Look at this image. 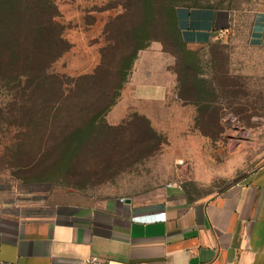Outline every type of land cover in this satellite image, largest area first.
<instances>
[{"label": "rangeland", "instance_id": "rangeland-1", "mask_svg": "<svg viewBox=\"0 0 264 264\" xmlns=\"http://www.w3.org/2000/svg\"><path fill=\"white\" fill-rule=\"evenodd\" d=\"M53 2L68 45L51 69L69 78L66 85L74 87L76 77L90 74L100 62L102 76L122 68L125 78L101 117L94 110L110 100L105 77L85 86L80 97L71 96L48 124L36 112L41 102L31 97L17 67L1 71L0 203L18 197L50 204L74 192L154 198L172 183L191 197H208L264 162V47L248 43L247 16L223 38L191 47L170 36L162 12L148 22L134 0ZM159 3L238 12L252 8L249 0ZM146 24L145 36L134 40ZM140 43L146 46L131 61ZM187 55L194 62L190 69L198 71L192 89L191 75L180 65ZM161 67L186 80L183 98L176 88L164 98H132V77L143 70L160 76ZM52 100L46 99L44 111ZM125 102H130L127 109ZM82 129L87 135L71 143L70 134ZM63 136L68 143L60 146Z\"/></svg>", "mask_w": 264, "mask_h": 264}, {"label": "crops", "instance_id": "crops-1", "mask_svg": "<svg viewBox=\"0 0 264 264\" xmlns=\"http://www.w3.org/2000/svg\"><path fill=\"white\" fill-rule=\"evenodd\" d=\"M249 2L244 12L177 7L182 40L207 45L247 16L248 43L264 47V0ZM158 71L134 75L130 96L173 93L176 77L165 67ZM156 213L165 219L147 216ZM92 257L107 264H264V162L208 197H191L172 183L154 198L74 192L50 204L18 197L0 203V264H96Z\"/></svg>", "mask_w": 264, "mask_h": 264}, {"label": "trees", "instance_id": "trees-1", "mask_svg": "<svg viewBox=\"0 0 264 264\" xmlns=\"http://www.w3.org/2000/svg\"><path fill=\"white\" fill-rule=\"evenodd\" d=\"M134 1L139 15L147 18L148 22L162 12L166 31L178 42L186 45L177 27L176 8L158 4V0ZM58 16L53 0H0V72L9 71L10 73L11 68L17 67L18 74L24 78L26 88L32 90L31 97H34L36 102H41L36 112L39 113L41 120L48 124L55 120L71 96L80 97L84 94L85 86L91 82L98 83L105 77L103 82L106 88L104 90L105 94L110 96V100L103 108L94 110L95 116L101 117L114 104L125 78L124 71L122 68H114L111 71L107 70L108 76H102L103 62H100L90 74L76 77L74 87H68L66 83L69 78L66 79L51 69L52 63L64 53L68 45L63 37L62 23L57 20ZM147 25H140L132 38L136 41L141 40L145 36ZM145 46L144 43L137 44L131 61L136 52ZM180 65L185 68L186 75H191L188 83L192 89L195 82L199 81L198 71L190 69L194 65L192 58L188 55L180 58ZM175 73L176 93L181 99L186 80L181 79L177 71ZM47 98L48 101L50 98L53 100L49 109L44 111L45 105L48 106ZM70 135L72 136L70 142L79 144L87 134L82 129ZM61 140L63 143L60 146L66 145L68 136L61 137Z\"/></svg>", "mask_w": 264, "mask_h": 264}, {"label": "built area", "instance_id": "built-area-1", "mask_svg": "<svg viewBox=\"0 0 264 264\" xmlns=\"http://www.w3.org/2000/svg\"><path fill=\"white\" fill-rule=\"evenodd\" d=\"M147 216H152L151 220H164L165 216L163 215V213H156L153 215H147ZM154 217V218H153ZM92 261H94L96 264H107L105 261H99L96 257H92L91 258Z\"/></svg>", "mask_w": 264, "mask_h": 264}, {"label": "water", "instance_id": "water-1", "mask_svg": "<svg viewBox=\"0 0 264 264\" xmlns=\"http://www.w3.org/2000/svg\"><path fill=\"white\" fill-rule=\"evenodd\" d=\"M127 201H128V199H127Z\"/></svg>", "mask_w": 264, "mask_h": 264}]
</instances>
